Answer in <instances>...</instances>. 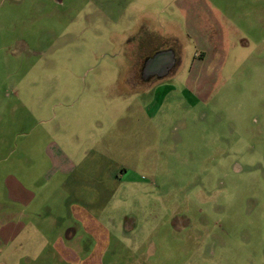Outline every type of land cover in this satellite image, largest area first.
<instances>
[{
	"label": "rangeland",
	"instance_id": "374dc122",
	"mask_svg": "<svg viewBox=\"0 0 264 264\" xmlns=\"http://www.w3.org/2000/svg\"><path fill=\"white\" fill-rule=\"evenodd\" d=\"M142 41L180 56L148 88L127 81ZM51 143L76 166L63 188ZM0 157L46 202L191 236L198 264H264V0H1Z\"/></svg>",
	"mask_w": 264,
	"mask_h": 264
},
{
	"label": "crops",
	"instance_id": "0c3cea01",
	"mask_svg": "<svg viewBox=\"0 0 264 264\" xmlns=\"http://www.w3.org/2000/svg\"><path fill=\"white\" fill-rule=\"evenodd\" d=\"M132 64L128 82L135 79ZM51 145L52 153L47 156L51 170L46 178L51 181L57 177L60 188L77 176L76 166L56 144ZM82 158L87 160L88 156ZM18 171L0 157V187L7 204L0 212V264H115L116 256L122 255H127L128 264H198L202 255L199 244L194 256L183 257L187 254L183 244L192 241L191 236L132 234L138 226L136 219L109 216L113 204L87 201L85 193L82 201L69 202L64 197L60 202H46L42 190L35 192L27 186ZM125 172L120 171V180ZM79 175L88 176L83 172ZM113 178H117L116 173ZM75 194L73 191V197ZM174 243L180 251L171 260L168 253L174 250L169 247Z\"/></svg>",
	"mask_w": 264,
	"mask_h": 264
},
{
	"label": "flooded vegetation",
	"instance_id": "af4514ba",
	"mask_svg": "<svg viewBox=\"0 0 264 264\" xmlns=\"http://www.w3.org/2000/svg\"><path fill=\"white\" fill-rule=\"evenodd\" d=\"M146 45V42H144V46L141 45L142 48H138L137 54L134 52L132 57H130L134 67H136L134 81L140 82L139 86L142 88L160 84L162 80L170 76L180 61V56L178 58L174 56L176 49L164 46L166 43L161 48L151 47L153 48L151 52L145 51L146 48L150 49ZM168 54L171 55L170 61L167 58Z\"/></svg>",
	"mask_w": 264,
	"mask_h": 264
},
{
	"label": "water",
	"instance_id": "95a60500",
	"mask_svg": "<svg viewBox=\"0 0 264 264\" xmlns=\"http://www.w3.org/2000/svg\"><path fill=\"white\" fill-rule=\"evenodd\" d=\"M167 58L169 59V61L171 60V55L170 54H168L167 55Z\"/></svg>",
	"mask_w": 264,
	"mask_h": 264
}]
</instances>
